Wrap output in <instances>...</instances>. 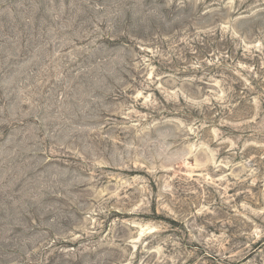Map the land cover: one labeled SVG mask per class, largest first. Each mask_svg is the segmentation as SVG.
Masks as SVG:
<instances>
[{"label": "rangeland", "instance_id": "obj_1", "mask_svg": "<svg viewBox=\"0 0 264 264\" xmlns=\"http://www.w3.org/2000/svg\"><path fill=\"white\" fill-rule=\"evenodd\" d=\"M0 264H264V0H0Z\"/></svg>", "mask_w": 264, "mask_h": 264}]
</instances>
